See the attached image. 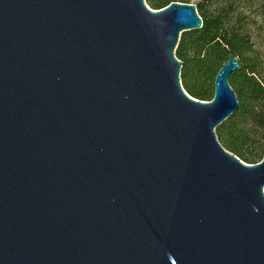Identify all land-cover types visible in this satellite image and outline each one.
I'll list each match as a JSON object with an SVG mask.
<instances>
[{
	"label": "water",
	"instance_id": "1",
	"mask_svg": "<svg viewBox=\"0 0 264 264\" xmlns=\"http://www.w3.org/2000/svg\"><path fill=\"white\" fill-rule=\"evenodd\" d=\"M196 5L0 0V264H264V159L216 130L240 105L183 88Z\"/></svg>",
	"mask_w": 264,
	"mask_h": 264
},
{
	"label": "trees",
	"instance_id": "2",
	"mask_svg": "<svg viewBox=\"0 0 264 264\" xmlns=\"http://www.w3.org/2000/svg\"><path fill=\"white\" fill-rule=\"evenodd\" d=\"M196 0H146L152 10L172 3ZM260 0H198L204 26L182 34L176 57L183 63L181 82L194 99L210 102L215 97L218 72L235 55L242 71L229 82L240 108L216 130L221 145L244 163L255 165L264 159V67L256 56L249 30L251 10Z\"/></svg>",
	"mask_w": 264,
	"mask_h": 264
},
{
	"label": "rangeland",
	"instance_id": "3",
	"mask_svg": "<svg viewBox=\"0 0 264 264\" xmlns=\"http://www.w3.org/2000/svg\"><path fill=\"white\" fill-rule=\"evenodd\" d=\"M197 3L198 0L191 2L193 5ZM246 15L249 16L248 24L254 51L264 67V0H260L251 10L249 9Z\"/></svg>",
	"mask_w": 264,
	"mask_h": 264
}]
</instances>
